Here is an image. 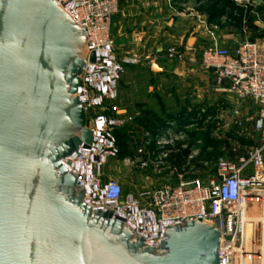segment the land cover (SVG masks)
Returning a JSON list of instances; mask_svg holds the SVG:
<instances>
[{"label":"water","instance_id":"obj_1","mask_svg":"<svg viewBox=\"0 0 264 264\" xmlns=\"http://www.w3.org/2000/svg\"><path fill=\"white\" fill-rule=\"evenodd\" d=\"M58 5L0 0V264H221L219 222L169 228L158 254L85 203L63 160L93 138L76 97L87 39Z\"/></svg>","mask_w":264,"mask_h":264},{"label":"built area","instance_id":"obj_2","mask_svg":"<svg viewBox=\"0 0 264 264\" xmlns=\"http://www.w3.org/2000/svg\"><path fill=\"white\" fill-rule=\"evenodd\" d=\"M165 1L170 9L176 7L174 0ZM58 2L87 39L88 67L83 69L76 97L85 109L87 127L93 138L91 145L81 147L77 156L63 160L77 179L85 203L114 213V218H126V226L136 233V239L148 248H155L158 254L163 253L160 247L167 240L169 228L192 221L211 225L219 222L221 264H243L248 245L244 213L248 206L262 203L264 197V43L244 38L236 46L225 48L220 41H215L211 49L201 54L199 62L213 77L217 98L211 108L202 110L206 122H217L220 104L229 105L232 111L226 113L229 115L226 128L236 126L252 131L258 138L255 145L244 148L242 153L235 150V157L231 159H220L216 173L204 181L192 180L188 178L191 155L178 167L169 162L173 155L187 149L183 142L185 133L170 124L154 137L144 134L140 144L131 149L133 156L127 157L124 164L137 170L141 185L126 193L124 183L117 176L107 174L109 164L121 158L116 133L127 126V120L118 114L120 83L127 66L138 63L121 58L117 51L113 26L120 0ZM232 2L233 17L244 18L243 36L250 32L248 20L251 18H257L255 26L264 30L260 11L264 0ZM168 56L183 60L175 48L169 49ZM182 143L185 145L180 146ZM254 233L255 244L264 248V237L257 229ZM256 253L262 256L261 250Z\"/></svg>","mask_w":264,"mask_h":264},{"label":"crops","instance_id":"obj_3","mask_svg":"<svg viewBox=\"0 0 264 264\" xmlns=\"http://www.w3.org/2000/svg\"><path fill=\"white\" fill-rule=\"evenodd\" d=\"M174 1L176 7L170 9L165 0H120L119 13L114 18L113 32L120 57L137 60L138 63L131 68L145 75L141 82L128 86L126 95L120 91L117 102L118 114L134 123L132 134L141 138L146 133L154 137L170 124H178L176 122L180 119L176 116L171 121L165 119L169 114H164V108L170 113L169 105L165 103L167 97L162 93L165 90L179 88L177 91L181 97L185 92L183 100L179 97L175 100L183 107L180 118L184 120L179 121L182 125L175 129L184 133L188 124H192L190 115L193 114L194 120L197 113L215 104L214 79L200 67V56L211 49L215 41L228 47L230 41L238 42L241 37L237 36L235 23L230 31L234 35L228 30L226 33L219 31L216 22L205 11L210 0ZM171 48L183 55L182 61L168 56ZM157 107L161 108L162 117L166 115L164 118L159 116ZM149 124L150 129L146 127ZM161 124L166 125L158 129Z\"/></svg>","mask_w":264,"mask_h":264},{"label":"rangeland","instance_id":"obj_4","mask_svg":"<svg viewBox=\"0 0 264 264\" xmlns=\"http://www.w3.org/2000/svg\"><path fill=\"white\" fill-rule=\"evenodd\" d=\"M232 9L233 7L231 5V0H210V3L205 11H207L206 13L208 17H211V19L216 22L219 31L222 33H226L228 30L230 35H234L230 31L232 29V24L235 23L236 26L233 28L238 32L237 36L241 35V37L238 39V42L244 38H248L251 41H261L264 43V30L260 31L259 29L253 27V25L255 26V21H257V18H251L248 20L250 32H248L247 36H242V26H240L241 24L238 22H243L244 18L241 16L234 19L232 16L234 9ZM260 11L263 14L262 21L264 22V7L260 8ZM237 20L238 22H236ZM238 42H234L232 40L228 44L229 46H226L225 48H230L231 45L234 47L238 44ZM133 66L134 65L127 66L126 73L124 74L120 84V91H122L125 95L128 93V86L130 84L141 82L145 77V75H142L140 71L132 69L131 67ZM177 90H179V88ZM177 90H165L162 92L165 93L164 95L167 97V101H165V103L167 102V105H169L168 110H170V113H167L166 108H164V111L166 112L164 114H169V118L165 117L166 115H164V117L166 120L170 119L171 121L176 116L177 119H180V122H184V120H181L180 118L182 117L180 112L183 107H181V105H179L175 100H177L178 97L179 100H183L185 92H182L183 96L181 97L179 95V91ZM220 105L221 106L218 108L217 113V122H206L205 114L202 112L197 113L194 120L193 114L189 116V118L192 120V124H188L189 127L185 131V141H183L187 146L186 151H189V153L184 155V150L181 154H179L180 157L173 158L170 161V164L178 167L181 165V159H183V157L188 158L191 155L193 159L190 161V170L188 175L189 179H200L204 181L216 173V165L220 159H231L235 157V150H239V152L242 153L245 150L244 148L254 146L258 140L257 135H253L252 131L250 133V131L248 132L239 129L236 126L227 129L226 124L229 123L227 116L229 115L226 113L231 112L232 108L231 106H225L222 103ZM156 109L159 113V116H161V108L157 107ZM251 111L256 112V110L253 108ZM207 113L209 114L208 111ZM164 117L161 116V118ZM161 120L162 119H160V121ZM179 121L176 122L178 123L176 124L178 128L179 125H182ZM132 124H134L132 121H128L127 126L118 131V139L123 156L120 158L119 162L113 161L107 168L108 175L117 176L124 183L126 193H130L134 190V187L141 185V179L137 174V170L127 167L124 164V160L129 157L126 154V149L136 148L138 144H140L139 141L142 139L138 134H132L133 130H135L133 127L134 125ZM185 144L182 143L180 146Z\"/></svg>","mask_w":264,"mask_h":264},{"label":"bare ground","instance_id":"obj_5","mask_svg":"<svg viewBox=\"0 0 264 264\" xmlns=\"http://www.w3.org/2000/svg\"><path fill=\"white\" fill-rule=\"evenodd\" d=\"M244 220L246 222L245 237L248 240V245L244 250V257L242 259L243 264H263L264 263V249L256 242L255 229L259 234L264 237V197L263 202L258 204L255 203L251 206H248L244 213ZM255 240V241H254ZM259 250L262 251V256L257 255L256 252Z\"/></svg>","mask_w":264,"mask_h":264},{"label":"trees","instance_id":"obj_6","mask_svg":"<svg viewBox=\"0 0 264 264\" xmlns=\"http://www.w3.org/2000/svg\"><path fill=\"white\" fill-rule=\"evenodd\" d=\"M231 5H232V7H233V9H235V7H234V4H233V2H232V0H231ZM232 9V10H233ZM233 16V15H232ZM234 19H236V18H238V17H233ZM236 22H238V20L236 21ZM239 24H241L242 23V21H240V22H238ZM253 27L254 28H257L256 26H254L253 25ZM258 29V28H257ZM166 124H161V126L158 128V129H160L162 126H165ZM146 126V125H145ZM149 126V127H148ZM148 129H150V124L149 125H147L146 126ZM163 128V127H162ZM154 129H155V127H154ZM117 134V137H118V132L116 133ZM118 141H119V139H118ZM119 146H120V144H119ZM178 147H180V146H178ZM120 148H121V146H120ZM122 150V149H121ZM127 150V152H126V154H127V156H133V153L131 152V150H130V148H127L126 149ZM183 152V151H182ZM181 152V153H182ZM189 153V151H184V155H187ZM123 156V153H122V151H121V157ZM177 157H180L179 155H173L172 156V158H177Z\"/></svg>","mask_w":264,"mask_h":264}]
</instances>
